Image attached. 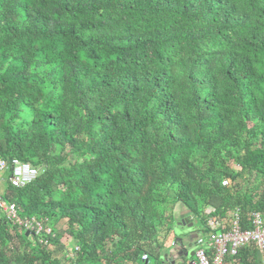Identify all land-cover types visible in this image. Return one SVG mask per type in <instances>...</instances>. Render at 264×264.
Instances as JSON below:
<instances>
[{
  "label": "trees",
  "instance_id": "trees-1",
  "mask_svg": "<svg viewBox=\"0 0 264 264\" xmlns=\"http://www.w3.org/2000/svg\"><path fill=\"white\" fill-rule=\"evenodd\" d=\"M0 159L37 171L22 188L7 176L0 201L50 229L0 214V264H161L178 209L202 235L234 210L250 229L264 0H0Z\"/></svg>",
  "mask_w": 264,
  "mask_h": 264
},
{
  "label": "built area",
  "instance_id": "built-area-1",
  "mask_svg": "<svg viewBox=\"0 0 264 264\" xmlns=\"http://www.w3.org/2000/svg\"><path fill=\"white\" fill-rule=\"evenodd\" d=\"M8 172V183L13 188H22L31 183L37 171L16 159L9 162L0 159V171ZM223 185L226 182L222 183ZM0 214L10 222L23 224L26 232L39 235L49 234L36 219H19L12 204L0 201ZM206 234H198L194 240V257L192 264H223L228 257H234L238 250L248 245L255 246L259 254L264 256V220L259 213L251 214V228L243 229L239 224L237 211L230 213L226 220L210 217L205 223ZM211 255V257H210ZM71 257V256H70ZM141 260L146 262L147 256Z\"/></svg>",
  "mask_w": 264,
  "mask_h": 264
},
{
  "label": "crops",
  "instance_id": "crops-1",
  "mask_svg": "<svg viewBox=\"0 0 264 264\" xmlns=\"http://www.w3.org/2000/svg\"><path fill=\"white\" fill-rule=\"evenodd\" d=\"M7 176H8V173H7ZM6 182H7V180H6ZM4 192H5V189H4L3 193L0 194V197H3ZM182 211H185V210L178 209L179 213H181ZM185 214H186V211H185ZM178 227H180V228H178ZM181 227L182 226H177V227L174 226L173 227L174 229H172V231L167 233V234L162 232V236H164V243L162 244V248L159 250L160 255H161L159 261L161 262V264H180V263L182 264L183 260H180L179 258L177 259V256L181 255L178 248L180 247L181 244L186 245L188 243V240H189L188 235L190 233L187 234L186 228L185 227L181 228ZM197 231H198V227H194V225H193L192 226V232L194 233L193 235L195 237L198 235V233L200 234V232L198 231V233H197ZM168 237H171V239L168 240ZM194 240H195V238H194ZM171 247L174 250L170 249ZM168 254H169V257L167 258L166 255H168ZM255 260L258 264H264V256L259 254L258 251L256 252ZM226 264H230L229 261Z\"/></svg>",
  "mask_w": 264,
  "mask_h": 264
},
{
  "label": "rangeland",
  "instance_id": "rangeland-1",
  "mask_svg": "<svg viewBox=\"0 0 264 264\" xmlns=\"http://www.w3.org/2000/svg\"><path fill=\"white\" fill-rule=\"evenodd\" d=\"M6 178H7V172L6 171H3V170H1L0 171V194H2L3 193V191H4V189H6V185H7V182H6ZM251 182V179H248V184ZM179 212H176V215H179V216H181V218H180V220H183V219H186L185 218V216L187 215V212H186V214H185V211H182L181 213H179ZM44 223L45 224H48L46 221H44ZM198 223H195L194 224V227H198ZM61 227V229L62 228H64L63 227V225L61 224L60 225ZM174 229V228H173ZM169 239H171V237H168V240ZM159 243H161V245L164 243V236H161L160 238H159ZM172 250H174V249H172ZM193 260V259H192ZM149 263H153V261L151 260V261H149Z\"/></svg>",
  "mask_w": 264,
  "mask_h": 264
},
{
  "label": "water",
  "instance_id": "water-1",
  "mask_svg": "<svg viewBox=\"0 0 264 264\" xmlns=\"http://www.w3.org/2000/svg\"><path fill=\"white\" fill-rule=\"evenodd\" d=\"M180 224L183 225V226L186 224L185 228H186V233L187 234L192 233V224L188 223L186 219L185 220H181ZM178 228H180V227H178ZM27 235L28 234L26 232L25 236H27ZM187 256H188V258H191L193 255L192 254H188L187 251L185 250V253H184L183 257L186 258ZM190 264H192V262Z\"/></svg>",
  "mask_w": 264,
  "mask_h": 264
},
{
  "label": "flooded vegetation",
  "instance_id": "flooded-vegetation-1",
  "mask_svg": "<svg viewBox=\"0 0 264 264\" xmlns=\"http://www.w3.org/2000/svg\"><path fill=\"white\" fill-rule=\"evenodd\" d=\"M194 233L192 232V233H190L189 235H188V237H189V240H188V243H187V245H188V248H189V251H188V254H192L193 255V253H194V238H195V236L193 235ZM184 253H185V251H180V254L181 255H184ZM181 255H179V256H181ZM180 258V257H179ZM181 259V258H180ZM191 260V259H190Z\"/></svg>",
  "mask_w": 264,
  "mask_h": 264
}]
</instances>
